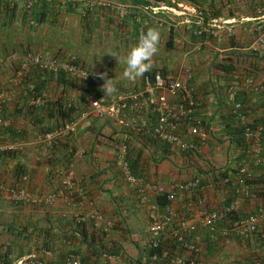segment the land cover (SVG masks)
<instances>
[{
	"label": "crops",
	"instance_id": "obj_1",
	"mask_svg": "<svg viewBox=\"0 0 264 264\" xmlns=\"http://www.w3.org/2000/svg\"><path fill=\"white\" fill-rule=\"evenodd\" d=\"M107 1L124 6L127 13L88 8L86 0H0V94H5L0 100V120L7 123L0 125V259L11 263L31 257L44 264H65L77 256L83 264H167V257H181L192 258L196 264H236L248 259L264 263V239L259 233L225 236V220L217 221L210 233L202 219L203 212L234 202L236 217L264 208V193L256 195L264 191V155L260 152L264 149V47L253 46L254 23L238 20L231 36L219 31L214 37H199L192 34L193 19L188 23L166 12L151 14L146 8L161 3L157 0ZM261 2L214 0L213 4L223 13L217 18L240 19L253 16ZM206 4L201 8L205 10ZM228 11L232 15L225 16ZM149 27L158 28L161 36L154 66L144 75L179 78L194 102L188 107L177 93L159 91L176 116L175 132L191 143L184 151L154 139L144 129L124 130L112 121L98 120L89 108L94 98L110 100L117 93L141 91L142 78L133 83L122 77L123 61ZM27 57L72 62L91 78L64 87L42 77L44 72L31 63L19 78ZM101 73L114 79L115 93L105 95V81L98 78ZM39 83L50 100L74 106L72 117L77 116L75 133L55 136L48 144L42 133L58 128L56 115L40 109L43 105H30L31 98L23 95L24 89ZM144 101L140 94L137 102L142 108L133 114L153 123L157 114ZM25 105L36 110L27 113ZM229 109L235 121L240 114L248 124L263 125L255 144L230 140L224 127ZM194 118H200L208 132L204 140L186 134ZM9 145L14 149H5ZM118 145L125 146L130 173L141 184H128L116 166ZM254 149L259 151L253 153ZM5 151L10 154L1 155ZM257 157L260 162L256 164ZM68 165L84 189L82 197L63 186ZM217 172L224 176L213 182ZM225 177L228 185L221 183ZM192 181L197 182L195 189L177 188ZM152 187L171 199L160 207ZM11 191L25 195L14 201ZM151 207L169 218L156 236L164 256L159 262L148 259ZM181 234L188 238L183 246L179 244ZM187 245L196 247L197 253H189Z\"/></svg>",
	"mask_w": 264,
	"mask_h": 264
},
{
	"label": "built area",
	"instance_id": "obj_2",
	"mask_svg": "<svg viewBox=\"0 0 264 264\" xmlns=\"http://www.w3.org/2000/svg\"><path fill=\"white\" fill-rule=\"evenodd\" d=\"M42 2H53L59 0H39ZM237 3H246L247 0H234ZM25 6L30 7V3H26ZM86 6L88 8H102L110 11H115L118 14L123 15L127 13V8L122 5L107 1V0H86ZM151 14H156L158 12H166L173 17H182L185 22L190 23V19H193L194 24L197 26L193 30V34H209L211 36H216L219 31H223L227 36L233 35V24L239 21L253 22V31L256 35L255 42L253 44L254 48L264 47V7L260 6L255 10V14L249 18H238L232 17L230 19L224 18H208L205 23L203 22V14L200 9L191 5L188 0H180L176 7L164 6L162 3H157L156 6L146 8ZM237 18V19H236ZM30 63L36 65L41 70H46L52 73H64L66 76L73 78L79 82H87L91 78V74L84 69L76 68L67 62L57 60L56 58H50L46 60H41L38 57L29 58L24 62L21 67V71L18 72L17 77L23 76V71L30 66ZM186 77L189 76L188 71H184ZM87 76V77H86ZM249 83V82H248ZM159 91L168 92L170 94L177 93L180 95L182 101L186 102L188 107L193 106V100H191L190 95L186 92L184 88V82L179 78L162 77L160 75H154L152 78L144 75L142 77V89L138 93H117L114 98L110 100H103L102 98L92 99L89 102V108L96 119L102 121H112L115 125L121 129H130L131 131H141L146 130L155 139L169 143L177 147V149L184 151L190 149L191 143L182 139L175 132V120L176 116L173 112L168 109L165 97L159 93ZM144 95V102L146 105L151 107V109L156 112V119L153 123L147 122L143 118L136 119L134 112H139L142 108V104L138 103V96ZM229 99L232 100L233 93H228ZM5 99V94H0V100ZM47 102L51 103H62L57 100H50V97L44 91L37 92L29 100L30 105H42ZM68 104L62 105V109H66ZM239 107V106H238ZM238 109V108H237ZM236 110V109H235ZM236 122L242 126V135L245 141L255 144L258 140L262 130V124H248L244 121L243 115H236ZM0 125H7L5 120H0ZM77 128V123L75 120L66 122L62 124L57 129L51 132H46L42 135V140L48 144L52 139L57 137H64L75 133ZM186 134L189 137L197 138L198 140H203L206 137L207 131L204 129L202 121L200 118H194L187 125ZM8 150L14 149V145H9ZM259 149H254L253 153L258 152ZM264 155V149L260 151ZM115 162L116 166L122 172L125 181L133 186L141 184L139 178L131 175L129 171L128 162L126 159V150L124 145H118L115 151ZM260 159L255 158V163H259ZM71 165H68L66 175L63 178V186L65 190L69 192H74L77 196H84V189L82 186L78 185L72 177ZM24 180V178H23ZM226 179L223 180L226 183ZM196 182H189L185 186L180 188H194ZM154 193H161V189L158 187H152ZM22 191L16 193L14 191L10 192V197L14 201H18L24 197ZM166 199L170 200L171 196L166 195ZM142 202L145 201V196L140 198ZM236 203H231L227 207H222L221 209L214 211H205L202 213L203 222L207 230L211 233L214 230V225L217 221L223 220L227 214L233 212ZM149 227L148 232L152 236L149 241V246L151 249H156L158 247L159 241L157 235L163 230V225L169 220L168 216L159 215L153 207L148 210ZM264 208H260L256 213H252L245 218H238L236 220H229L226 223V228L222 230V234L246 237L255 233H259L260 238L264 239ZM262 228V229H261ZM179 238V237H178ZM189 253L196 254L197 248L189 245L187 246ZM164 256L161 253H153L149 256L151 262H159ZM0 264H44L38 260L31 257H23L17 259L11 263H4L0 259ZM65 264H83L77 256H71L67 259ZM168 264H196V262L190 259H183L181 257H173L168 260ZM243 264H264L260 261L252 260Z\"/></svg>",
	"mask_w": 264,
	"mask_h": 264
},
{
	"label": "trees",
	"instance_id": "obj_3",
	"mask_svg": "<svg viewBox=\"0 0 264 264\" xmlns=\"http://www.w3.org/2000/svg\"><path fill=\"white\" fill-rule=\"evenodd\" d=\"M188 1L190 3H192V4H194V5L199 6L200 8H201V6L204 3L207 2L206 9L204 10V9L201 8V10H200L201 12H203V22L204 23H205V21L207 20L208 17L217 18V17L223 16V13L221 12V9L214 7V4H213L214 0H188ZM223 1L224 2H228V3L233 2V0H231V1L223 0ZM157 2H161L162 4L165 3V4H168L169 6H177L178 5V0H157ZM260 4H262V6L264 7V0ZM5 8H6L7 11L10 10V8L8 6H5ZM230 15H232V12L228 11L225 16H230ZM201 36H204V35H201ZM70 64H73V63L70 62ZM229 70L230 69H227L225 72L229 73ZM41 72H43V71H41ZM41 74H43L42 77L44 76L45 78H47L49 80L53 79L54 81L60 83L64 87H66V86H71L72 87V84L76 83V81L73 78H70V77H68V76H66L65 74H62V73H59V74L47 73L46 74L44 72V73H41ZM146 75L152 76V74H146ZM39 88H40V90H38ZM43 88H44L43 84H40V85L34 84L32 86V88L24 89L23 90V95H24V97L26 96L28 99L32 98V97H34L35 92L44 91ZM23 108H24V111L27 112V113H29L31 110H36L35 107L29 106V105H25ZM40 109L48 110V111H50V112H52V113H54L56 115L55 116L56 117V121H59V124L56 127H59L63 123L72 120V118H73L72 115L75 112L74 106H72V105H69L68 108H66V109H62V105H60L59 103H51V102L43 104L42 108H40ZM64 117H65V119H64ZM224 117H225V119L227 121L226 124L224 125V127L228 128L227 133L231 135L230 140L234 141L237 144L240 143V145H241L243 143L242 142V136H241L242 127L239 126V124L237 125V122L235 121V118H234L235 116L232 113V111H230V109L226 111ZM47 131L48 130H45L44 132H47ZM17 140L18 139L13 140V141H17ZM9 154H10V152H6L5 151L1 155L6 156V155H9ZM130 171L132 173L131 169H130ZM223 176H224V172H217L216 173V180H213V182L221 179V177H223ZM19 177L20 176L18 175L17 179ZM261 193H264V191H259L258 193H256V195L259 196ZM155 195H157L156 199H155V202L157 203V205L162 207L166 203V200H165L166 199V195H164V194H162L160 196H159V194H155ZM259 197H262V196H259ZM252 212H253V210H251L248 214H251ZM237 216H239V217H236V214L233 212L231 214H227L223 220H225V222H227L229 220V222H230V221L236 220L238 218H245L244 216L240 217L241 215H239V214H237ZM187 239H188L187 236L185 237L184 235L181 234V236H179V244L182 245V246L185 245L187 243V241H186ZM148 247H149L148 248V259H149V256H151V254L160 253V244H158V247L156 249H151L149 245H148ZM171 258H173V257H167V262H166L167 264H168V260L171 259ZM250 261H252V260H250ZM250 261H249V259L246 260V261L244 260L242 262L238 261V262H236V264H243V263L250 262ZM256 261H260V260H256Z\"/></svg>",
	"mask_w": 264,
	"mask_h": 264
},
{
	"label": "clouds",
	"instance_id": "obj_4",
	"mask_svg": "<svg viewBox=\"0 0 264 264\" xmlns=\"http://www.w3.org/2000/svg\"><path fill=\"white\" fill-rule=\"evenodd\" d=\"M44 3H46V2H44ZM173 7H175V6H173ZM194 27H195L194 29L197 28L196 25ZM192 34H193V31H192ZM193 35L200 37L201 35H205V34H199V35L193 34ZM160 36H161L160 30L158 28H154V27H149L146 30V32H141V34L139 36V39H138V42L134 46H132L130 48V50L128 51V53H127V55H126V57H125V59L123 61L124 64H125V67H124V70L122 72V77L124 79H126V80H128L130 82L135 83L139 78H142L145 73L149 72L153 68V66H154L153 65V58H154V56L159 51ZM112 56L115 57L117 59V61H119V58L116 55H112ZM38 70L43 71V72H48L50 74H59L60 73V72H58V73H52V72H49V71H46V70H41L39 68H38ZM62 74H64V73H62ZM98 78H100V79H102V80L105 81L104 84H103V86H102V90L104 91L105 95H111V94H113V93H115L117 91V88H116V84L114 82V79H107L106 78V73L99 74V77ZM36 93L37 92H35V94ZM94 99H98V98H94ZM64 103L67 104L66 102H64ZM61 105H64V104H61ZM75 117H77V116H75ZM75 117H73L72 120H70V121L76 120ZM65 123H63V124H65ZM202 124H203V122H202ZM251 124L253 125V123H251ZM254 125H256V124H254ZM239 126H241V125H239ZM204 129L206 130L205 126H204ZM207 135H208V132L206 134V137H207ZM241 136H242V139H244L243 138V135H242V132H241ZM129 171H130V169H129ZM224 179L227 180L226 183L223 182ZM192 182H196V181H192ZM221 183L223 185H228L229 184V179L225 177V178H223L221 180ZM186 184L187 183L179 184L177 188L179 190H181V191H187V190L195 189L197 187V182H196V186L194 188H190V189H188V188H180L181 186H185ZM159 195H161V193H159ZM145 199H146V197H145ZM163 229H164V225H163Z\"/></svg>",
	"mask_w": 264,
	"mask_h": 264
},
{
	"label": "rangeland",
	"instance_id": "obj_5",
	"mask_svg": "<svg viewBox=\"0 0 264 264\" xmlns=\"http://www.w3.org/2000/svg\"><path fill=\"white\" fill-rule=\"evenodd\" d=\"M75 80V79H74ZM66 108H68V107H66Z\"/></svg>",
	"mask_w": 264,
	"mask_h": 264
}]
</instances>
